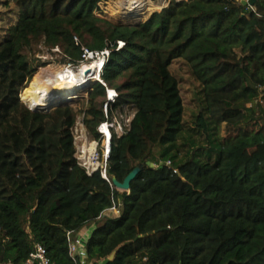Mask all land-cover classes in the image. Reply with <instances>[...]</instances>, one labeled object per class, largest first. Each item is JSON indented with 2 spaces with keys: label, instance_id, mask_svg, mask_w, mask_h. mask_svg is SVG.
Here are the masks:
<instances>
[{
  "label": "trees",
  "instance_id": "obj_1",
  "mask_svg": "<svg viewBox=\"0 0 264 264\" xmlns=\"http://www.w3.org/2000/svg\"><path fill=\"white\" fill-rule=\"evenodd\" d=\"M100 1H12L16 20L0 39V263L22 264L40 244L54 263L75 264L67 233L94 222V264L111 256L108 264H263L264 0H170L137 24L97 15ZM37 46L73 65L84 48L110 51L105 85L92 87L80 111L100 142L98 128L115 111L133 112L125 133L113 131L109 180L78 164V111L38 113L22 102L47 65L33 58ZM176 59L189 66L202 101L196 125L204 142L189 139L182 157ZM108 89L118 98L106 115ZM140 164L129 192L112 184ZM115 204L121 215H106Z\"/></svg>",
  "mask_w": 264,
  "mask_h": 264
},
{
  "label": "rangeland",
  "instance_id": "obj_2",
  "mask_svg": "<svg viewBox=\"0 0 264 264\" xmlns=\"http://www.w3.org/2000/svg\"><path fill=\"white\" fill-rule=\"evenodd\" d=\"M12 1L13 0H0V39H2L4 37V32L6 31V29L9 26H11L12 24H14L15 20H16V14L12 11ZM151 1L153 3L154 2L159 3L161 1H168L169 2L170 0H151ZM121 5H122V3L120 2V0H101L99 3V10H97L95 13L97 15L101 16L102 18L108 19V20H110L116 24H118V23L137 24V23L142 22V21H147L152 16V14L162 11V9L155 10L151 13L150 16H148L146 18L139 19V20L132 18L129 20V18H123V15L121 14V13H123V9H122ZM122 44L123 43L120 42L119 47L123 46ZM40 50H41V46H37L35 48V50L33 52V58H36L37 60H41L42 62H47V65L39 68V70L37 71V73L34 75V77L32 79V81H33L35 78L34 82L37 80L38 74H40V73H44V72L45 73L46 72L54 73L57 70L68 66V64L63 63V61H62L63 56L61 55V53L57 52L56 50H54L53 52H49L46 49H42L43 52H40ZM85 64L88 65V64H90V62H86ZM81 67H82V64H78V65H74L73 69L72 68L71 69L74 70L75 72H78ZM171 71L179 81L180 92H181V96H182L184 107H185L184 122H185L187 131L185 134H183V136L179 140V144H181V145L185 144V146H183L182 152H181V157H182L187 153V151L190 147V142H188L189 139L194 140L196 142V144H198V145H201L204 142V135H201V132L198 131L197 125H196V118L199 115V113L201 111V107H202V101H201V95H200L201 86L193 78V76L191 75L189 66L183 60L176 59L171 66ZM32 81L29 82L28 85L26 86V88H24L22 90L20 96H21L22 102L25 105H27V107L34 110L28 104L29 103V94L27 92V89L33 83ZM96 83H97V81H90L84 87L80 88V90L78 91L77 99L75 98L76 100L74 102L69 103V104H63V105L77 106L75 108L79 112L78 117H77V122H76L75 127H74V135L76 138V142L78 144V147H80L78 155L80 157H82V159L85 160V163L89 162L88 159L90 158V155H89L88 150L86 151V149H88L90 146L96 145L95 146V155H96V151H98L99 158H100V165H103L105 163V158H106V153H105L106 141L104 139H102L101 142L96 141V140H92L90 135L88 134V131H86V129H85V133H84L85 136L83 138L80 137L82 130H84V129L82 126L83 114L80 112L81 110H79V109L82 106H86V102L88 100L89 92L91 91L92 87ZM116 93L114 95L115 98L110 97L111 103H113L114 101L117 100ZM108 98L109 97H108V93H107V100H108ZM82 103H84V104H82ZM132 118H133V112H131V111L127 110V111H125V113H120L119 111H115L112 122H110V124H111V128H110L111 135H112L113 131L116 132L117 136H121L123 133H125L127 131V127L129 126ZM99 131H100V128L98 129V132ZM99 133H101V131ZM92 141H95L96 144L92 143ZM85 142H87V144L88 143H91V144H89V145L86 144L84 146V148H81L85 144ZM111 144H112V141H111ZM204 145H206V144L204 143ZM96 147H97V149H96ZM195 148H196V146H195ZM111 149H112V146H111ZM94 164L96 165L98 163H96L94 161ZM98 166H99V164H98ZM92 167L94 168V166H92ZM259 240H260L259 247H261L260 245L262 244V241L264 240V230H262L260 232ZM254 264H259V263H254ZM260 264H262V263H260Z\"/></svg>",
  "mask_w": 264,
  "mask_h": 264
},
{
  "label": "bare ground",
  "instance_id": "obj_3",
  "mask_svg": "<svg viewBox=\"0 0 264 264\" xmlns=\"http://www.w3.org/2000/svg\"><path fill=\"white\" fill-rule=\"evenodd\" d=\"M123 9V18L143 19L151 15L155 10L162 9L166 3L161 1L153 3L151 0H120ZM120 7V6H119ZM105 60L103 58L97 59L88 65H83L78 72L71 68L64 67L54 73L44 72L38 74V78L27 89L29 94V106L33 108L32 111H42L56 108L57 106L70 103L78 96L80 88L84 87L90 81H100V71L103 69ZM93 70L92 74L86 76L87 69ZM110 97L115 95L114 90H109ZM102 136L106 137V150L111 148L110 144V130L108 125H103L101 128ZM95 146H90L88 150L90 158L88 165L96 168L98 164H94ZM81 148H84L82 146ZM86 148V147H85Z\"/></svg>",
  "mask_w": 264,
  "mask_h": 264
},
{
  "label": "built area",
  "instance_id": "obj_4",
  "mask_svg": "<svg viewBox=\"0 0 264 264\" xmlns=\"http://www.w3.org/2000/svg\"><path fill=\"white\" fill-rule=\"evenodd\" d=\"M109 56H110V51L109 50H105V51H102V52H97V51H90L89 49L84 48L80 64H82V66H83V65H86L85 64L86 62H90L91 63V62H93V61H95L97 59H100V58H103L105 60V63H106L107 60L109 59ZM73 66H74L73 64H68L67 67L73 69ZM102 71H103V69L100 71V79H101ZM100 81L105 85V82L103 80H100ZM109 92L110 91L108 90V97H109L108 100L109 101L107 100V103L104 106V111H105L106 115H108V108H109V104L111 103L110 102L111 98L109 96L110 95ZM116 98H118V94L117 93H116ZM75 100L71 101L70 103L74 102ZM67 104H69V103H67ZM25 106H27V105H25ZM71 106L77 111V109L75 108L77 106H74V105H71ZM79 110L82 111V110H84V108L80 107ZM82 114H83L82 126H83L84 130H82V133H81L80 137L83 138L85 136L84 133H85L86 127L84 125V113H82ZM105 124L108 125L109 130H110V128H111L110 122H105L99 127L100 131H101L102 126L105 125ZM86 131H87V129H86ZM73 134H74V129H73ZM110 134H111V132H110ZM112 136H113V132H112V135H111V138H110V144H111V141H112ZM101 137H102V139H104L106 141V137L105 136L101 135ZM74 140H75V147H76V155H75V157H76V159L78 161V164L86 170V173L88 175H92L94 172L98 171L99 169H103V177L106 180H109V178L107 176V163H108V160H109V157H110L111 148H110L109 151H107L106 150L107 146L105 145L106 158H105V163L103 165H100L99 154H98V151H96V155L94 157V161L96 163H98L99 166L95 169L92 166H90L87 163H85V160L82 159V157H80L78 155L80 147H78L75 135H74ZM87 142H85V144L83 146H85L87 144ZM92 143L96 144L95 141H92ZM89 144H91V143H88L87 145H89ZM111 146H112V144H111ZM96 149H97V147H96ZM106 215H109V216H112V217H119L121 215L119 205H116V204L113 205L110 209H108V211L106 212ZM94 229H95V223L92 222V223L88 224L87 226H85L84 228H82L78 232H68L67 233L69 253H70L71 258L75 262V264H94L92 261H90L89 254H88V251H87V242H88L89 238L91 237V234L94 231ZM9 264H14V263H9ZM22 264H56V263H54L48 257L46 249L42 245L38 244V245H36L35 251L30 255L29 259L26 262L22 263Z\"/></svg>",
  "mask_w": 264,
  "mask_h": 264
},
{
  "label": "water",
  "instance_id": "obj_5",
  "mask_svg": "<svg viewBox=\"0 0 264 264\" xmlns=\"http://www.w3.org/2000/svg\"><path fill=\"white\" fill-rule=\"evenodd\" d=\"M166 2V6H164L162 8V10L164 8H166L169 5L168 1H164ZM242 4L244 6L250 5V6H254L256 0H242L241 1ZM153 15V14H152ZM124 46V44H123ZM93 70L91 68L87 69L85 72V75L88 76L90 74H92ZM51 109L49 110H42V111H33V112H38V113H47L49 111H51ZM147 166L154 168L155 164H153L152 162H147L146 163ZM145 167V164H140L138 165L126 178L123 182L118 181V179L114 176L111 179L112 184L119 190V191H123V192H129L131 189V184L134 180H136V178L142 173L143 169ZM114 256H111L110 259L103 261L102 264H108L110 260H113Z\"/></svg>",
  "mask_w": 264,
  "mask_h": 264
},
{
  "label": "clouds",
  "instance_id": "obj_6",
  "mask_svg": "<svg viewBox=\"0 0 264 264\" xmlns=\"http://www.w3.org/2000/svg\"><path fill=\"white\" fill-rule=\"evenodd\" d=\"M123 44H124V43H123ZM123 44H122V45H123ZM121 47H123V46H121ZM104 65H105V63H104ZM103 68H104V66H103ZM101 75H102V74H101ZM101 80H102V77H101ZM98 82L102 83L101 81H97V83H98ZM102 84H103V83H102ZM108 90H110V89H108ZM114 91H115V90H114ZM107 93H108V91H107ZM60 106H61V105H60Z\"/></svg>",
  "mask_w": 264,
  "mask_h": 264
}]
</instances>
